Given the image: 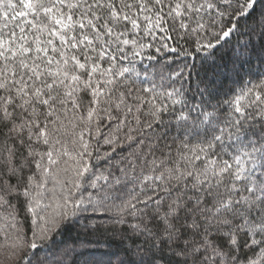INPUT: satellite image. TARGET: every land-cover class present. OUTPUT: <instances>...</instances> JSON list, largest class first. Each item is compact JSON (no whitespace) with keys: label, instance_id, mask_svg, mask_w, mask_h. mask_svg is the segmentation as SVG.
<instances>
[{"label":"snow or ice","instance_id":"1","mask_svg":"<svg viewBox=\"0 0 264 264\" xmlns=\"http://www.w3.org/2000/svg\"><path fill=\"white\" fill-rule=\"evenodd\" d=\"M0 264H264V0H0Z\"/></svg>","mask_w":264,"mask_h":264}]
</instances>
